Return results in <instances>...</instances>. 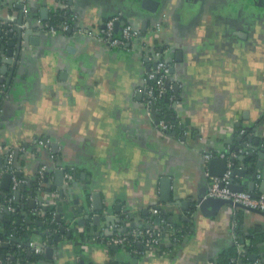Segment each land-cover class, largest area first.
I'll use <instances>...</instances> for the list:
<instances>
[{
	"label": "crops",
	"instance_id": "crops-1",
	"mask_svg": "<svg viewBox=\"0 0 264 264\" xmlns=\"http://www.w3.org/2000/svg\"><path fill=\"white\" fill-rule=\"evenodd\" d=\"M65 9L94 34L119 17L140 36L120 49L105 46L96 35L43 30L41 22L52 24L53 15ZM21 15L23 27L32 23L34 31L20 52L16 44L12 58L1 57L14 61L19 53L14 74L12 66L5 75L0 70V158L5 164L14 154L12 168L22 172L16 177L24 187L12 182L9 190L0 188V233L8 231L11 220L5 217L14 202L32 226L27 236L10 235L2 245L40 255L26 264H217L233 247L247 256L244 263L264 264V214H239L245 245L239 248L232 229L237 214L229 204L215 200L220 208L209 215L194 209L211 181L207 153L226 156L232 146L246 144L234 154H249L256 140L264 147V0H0L1 23ZM12 41L7 37L8 44ZM156 48L170 60L171 82L179 86L172 103L179 127L169 133L156 127L143 91L153 66L147 53ZM236 165L249 170L236 179L249 190L251 163ZM60 168L66 170L63 187L55 185L54 170ZM48 170L52 174L45 183ZM39 176L33 194L31 182ZM165 177L172 180L170 201L161 200ZM261 182L258 178V194ZM49 204L62 209L54 217L60 214L63 225L53 237L51 257V242L38 221ZM156 207L164 214L155 216L152 226L168 232L189 225L183 241L165 242V252L140 246L134 255L108 246L117 226L123 233L150 226ZM44 242L40 252L31 246ZM20 257L17 253L16 264H22ZM10 260L0 256V263Z\"/></svg>",
	"mask_w": 264,
	"mask_h": 264
},
{
	"label": "built area",
	"instance_id": "built-area-1",
	"mask_svg": "<svg viewBox=\"0 0 264 264\" xmlns=\"http://www.w3.org/2000/svg\"><path fill=\"white\" fill-rule=\"evenodd\" d=\"M78 16L75 14H70L68 19L65 22H62L60 26H56L50 23H42L41 27L43 30L55 34L60 31L67 32L70 29H74L77 34H88L91 36L96 35L97 39L104 43L105 46L110 48H120L127 49L133 45L136 39L140 36V31L136 29L134 26L130 24H125L116 32V24L119 21V17H114L106 22L104 28L101 29L99 33L94 34L92 31L88 29H82L77 24ZM161 29L160 26L156 27V30L159 31ZM149 59H151L153 66L148 71L145 77V84L143 86V91L146 93V106L149 112V115L153 117V114H157L156 127L160 130H163L166 133H169L177 127L179 124L178 121L170 122L166 119H158V110L155 108V103L163 97L168 95V91L171 90L172 94L169 96L171 103L175 100L174 86L171 82L170 86H167V81L171 78V69L172 65L170 60L167 59L164 51L160 50H150L147 53ZM154 82V83H153ZM4 90V86L0 84V92ZM42 142V141H41ZM214 157L213 153H207L205 155V163L208 166L209 161ZM221 157H225V154H222ZM13 159L14 154H10L9 156V165L6 171L12 172L15 174V170H13ZM45 167L40 170V175L44 173ZM230 176L231 171L229 170L224 177L222 178H210V184L208 186L206 198H217L222 199L228 203H230L231 207L236 211L237 210H260L264 212V195L259 197H255L251 192L245 191H234L230 189L228 186L230 185ZM20 180L14 175L13 178V186L17 187L20 184ZM224 186H221V184ZM10 211L15 212L16 207H11ZM152 217L158 216L160 217L161 210L157 207L152 210ZM55 215V214H54ZM153 221L151 220V224L148 227H134L127 232H120V228L116 227V233L107 240L108 246H117L119 248H123L127 253L134 255L140 251V246L147 251H159L162 248V244L165 242H173L181 240L177 233L180 230H171L166 231L165 228L159 227L156 228L152 226ZM238 228L237 220L234 218L232 223V229L234 233V244L236 247L242 248L244 247V243L236 232ZM135 245H138L139 249L134 248ZM32 247L35 248L36 252L42 251L47 245L46 243L42 244H31ZM128 247V248H126ZM238 257L231 258L229 264H246L240 263L241 260H244L243 257L246 256L243 254V251H238ZM252 264H263L261 262H255Z\"/></svg>",
	"mask_w": 264,
	"mask_h": 264
},
{
	"label": "water",
	"instance_id": "water-1",
	"mask_svg": "<svg viewBox=\"0 0 264 264\" xmlns=\"http://www.w3.org/2000/svg\"><path fill=\"white\" fill-rule=\"evenodd\" d=\"M148 1V0H146ZM71 4H73V1L70 2ZM17 9L22 10L24 8L23 4H17L16 5ZM42 19L43 20H47L49 15H48V11L45 9L44 11H42ZM23 15L20 16V18L18 19H8V20H4V22H0V63H4V65H2L1 67V74L5 75L8 70L9 67L12 66V71L13 74L15 72V69L17 67L18 64V60H19V53L16 54L14 56L15 60L14 61H6L1 59V57L3 56H8L9 58L13 57V48L14 46L17 44V48H18V52L21 51V48L23 46V42L24 39L28 36H31L33 34V29L34 26L32 23L27 24V26L24 28L23 27ZM126 23L125 22H121L118 21L116 24V32L118 33L119 30L122 28V26H124ZM10 29L11 32L8 34L6 33V30ZM71 35L75 34V35H79L77 34L74 29H70L68 31ZM67 32V33H68ZM17 34V36L15 35ZM7 37H9L10 39H12L13 41L10 42L9 44L7 43ZM32 38V37H31ZM175 73V69H171V74ZM13 74L11 76V79L8 81V86L11 85L12 83V79H13ZM2 82L5 83L4 80H1ZM171 84V78L167 81V86L169 87ZM175 88L178 90L179 86H175ZM174 88V89H175ZM153 118L156 120L157 119V114L154 113L153 114ZM254 128H251L250 131H253ZM242 138H245V135L241 136ZM251 143H253V138L250 137ZM259 144V140L254 141V145H256V147H251L252 151H250L249 154H246V152H242V154H240L239 156H236L234 153H239V151L241 150V147H246V144H243V146L241 147H236V146H232V149H230L229 153L225 156V157H220V156H215L213 157L209 163H208V169H209V177L212 178H222L225 176V174L230 170L231 171V176H230V185L228 186L230 189L234 190V191H245V187L242 185H237L236 184V179L238 176L244 177L246 174L249 173V170L245 169V166H241L238 167L236 165V163L240 160V161H244V162H249L251 160V167L253 168V172H252V179L253 181L250 183V187H249V192H251L255 197H259L261 195H264V147L259 148V146H257ZM17 160V159H16ZM16 160L13 163L14 168L17 166L16 165ZM9 165V158L7 160H5V164L3 163L2 159L0 158V178H1V182H0V188H3L5 190H9L11 188L12 182H13V178L14 175L18 176V177H22V172L17 171L15 174H12V172L10 171H6L7 167ZM5 170L4 173L1 172V170ZM2 173V174H1ZM55 176H56V182L55 185L59 186V187H63L65 185V181H66V170L65 169H57L54 170ZM52 171L48 170L45 172L44 174V181L45 183H48L51 177ZM258 178H262V182H261V193H256L255 192V186H256V182L258 180ZM161 200L162 201H170L171 195H172V190H171V186H172V180L170 178H163L161 181ZM221 186H224V184L222 183ZM24 184H20L19 188H23ZM61 194L63 196L64 194V189H61ZM206 192H203L202 194L199 195V197L195 200L194 202V209L195 211H201L202 214L204 215H209V214H214L218 211V209L220 208V204H215V200H219L221 203H227L229 205H231L230 203L222 200V199H217V198H206ZM19 196V192H16V197ZM18 199V198H17ZM189 204V202H187ZM158 208V207H157ZM60 211L62 210L61 208H59ZM160 209V208H158ZM162 210V209H160ZM249 211H253V212H257V213H261L264 214L263 211L260 210H250V209H246ZM148 211L146 210V213ZM61 219V215H58V220L60 221ZM97 219V218H96ZM99 219V218H98ZM157 223H160V219L157 218L156 219ZM83 220H81V225L83 224ZM19 223V222H18ZM56 241H60L61 237L57 236ZM53 243L51 242V245L47 248V255L49 257L52 256L53 252H54V248H53ZM7 246V244H6ZM164 246V244H162V247ZM114 250H117L118 247L114 246L113 247ZM255 260V259H253ZM240 263H244L243 260L240 261Z\"/></svg>",
	"mask_w": 264,
	"mask_h": 264
},
{
	"label": "trees",
	"instance_id": "trees-1",
	"mask_svg": "<svg viewBox=\"0 0 264 264\" xmlns=\"http://www.w3.org/2000/svg\"><path fill=\"white\" fill-rule=\"evenodd\" d=\"M70 12L68 11V9L65 10H61L59 12V14H55L53 15V17L51 18L50 22L56 26H60V24L62 22H65L68 19V16H70ZM155 50L160 51L161 48H156ZM154 83V82H153ZM172 94V91L169 90L168 91V95L161 97L157 103H155V108L158 110V119H166L170 122H176V119L173 117L174 116V111L172 109L173 104L171 103V100L169 99V96ZM179 127V124L177 125V127L175 128V130H177ZM173 130V131H175ZM251 162V160L249 161ZM16 168V167H15ZM39 182H40V176L39 178L37 177L33 182H31L32 184V193L36 194L38 191V188H40L39 186ZM14 207H16V211L15 212H9L7 213L5 218H10L11 222L7 224V233H0V256H2V258H7L10 257L11 258V262H4V263H0V264H16V254L20 253V259L22 260V264H26V262H24L25 260L33 263L39 260V256L37 254H31L28 250L26 251H21L19 250V248L17 249V246L15 245H2V241L8 237H10V235L13 236H17L18 238H23V236H27L28 230H30V227L32 226V224H30V221L28 219H25V215L22 211V208L19 206V204L17 203H13L12 204ZM59 206L56 205H51L49 204L47 206V208H44V214L39 215L38 216V221H40L41 226L40 229L42 230V235L44 237H46L48 239L49 242H53V237L56 235L57 232H60L61 229L63 228L62 223L58 220L55 219L54 217V212L58 211ZM242 212L241 209L237 210V215L235 217V219L237 220L238 223V228L236 229L237 234L239 235V237L241 238V240H243V238L240 236V229L242 226V218L241 215L239 216V214ZM164 214V213H163ZM161 212V216L163 215ZM154 217H151L150 220L154 221ZM166 219V217H165ZM17 221V224H13V222ZM19 222V223H18ZM142 227H146V226H142ZM161 226H157L156 228H159ZM177 228V226H176ZM176 230V229H175ZM189 231V225H186L185 227L182 228V230H180L179 233H177V235L179 236V238H182L181 241H183L184 239V235H186V233ZM183 236V237H182ZM128 248V247H126ZM134 248L138 249V245H135ZM122 249V247H121ZM168 249L166 247H162L161 251L165 252ZM31 254V255H30ZM234 257H238L239 259V253L237 251V249L235 247L226 250L225 252H223L217 259V264H229L231 258ZM244 261L247 260V256L243 257ZM107 264H131L130 262H126V263H119V262H115V261H111L108 262Z\"/></svg>",
	"mask_w": 264,
	"mask_h": 264
}]
</instances>
